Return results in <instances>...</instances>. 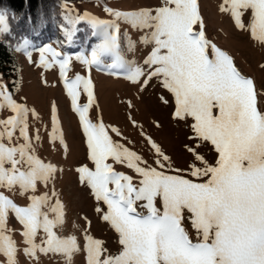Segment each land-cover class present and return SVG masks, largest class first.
<instances>
[{"label":"snow or ice","instance_id":"obj_1","mask_svg":"<svg viewBox=\"0 0 264 264\" xmlns=\"http://www.w3.org/2000/svg\"><path fill=\"white\" fill-rule=\"evenodd\" d=\"M248 10L251 37L264 43V0H223L221 5V11L230 12L238 28L245 27L242 17ZM111 14L130 20L134 26L151 29L141 39L142 43L154 45L143 61L150 69L144 83L152 77L162 78L163 86L175 97L174 118H191L195 138L210 142L218 159L215 166L208 165L193 148H188L195 161L201 162L199 167L195 163L189 166L190 175L208 177L204 183H195L183 178L181 170H174L169 157L149 140L158 157L155 163L159 170L148 165L136 152L114 142L103 123L88 119L93 101L91 80L80 76L65 79L67 94L86 138L88 158L95 165L94 170L87 166L78 168L80 180L97 202L107 206L106 212L100 208L97 211L103 212L102 219L118 234L121 245L118 254H109L102 241L85 236L87 264H264V113L257 110L253 80L241 75L225 52L209 45L197 0H164L155 15L149 11ZM198 23L200 31H195L194 25ZM97 25L105 29L103 41L94 46L90 58L76 59L99 65V57L107 56L112 62L106 67L126 69L118 52L115 24L94 21L93 26ZM45 53L59 64L63 77L70 57L44 48V63ZM145 75L141 67L126 70V78L133 83ZM81 87L89 99L83 106L77 103ZM5 107L12 115L0 119V188H19L20 195L33 194L28 196V205L21 207L0 193V255L6 257L7 264H16L15 242L10 234H5L10 231L6 221L12 213L23 227L25 255L35 258L37 252H53L71 259L78 251L76 238H61L54 231L63 224L62 204L58 199L50 203L46 193L34 194L37 183L47 184L56 169L35 155L32 140L39 137H29L30 110L18 104L0 85V109ZM32 115L35 117L34 112ZM17 131L23 143L13 144ZM111 131L120 135L116 128ZM49 138H55L53 133ZM59 139L62 144L63 138ZM109 158L138 174V184L133 183L132 177L115 171L107 163ZM166 169L175 174H167ZM55 195L53 192L52 196ZM157 198L162 202V210L154 203ZM141 201L146 202L140 205L147 210L146 215L136 211ZM185 210L191 214L197 242L182 227ZM50 213L54 218H50ZM40 231L45 235L37 245L35 238Z\"/></svg>","mask_w":264,"mask_h":264},{"label":"rangeland","instance_id":"obj_2","mask_svg":"<svg viewBox=\"0 0 264 264\" xmlns=\"http://www.w3.org/2000/svg\"><path fill=\"white\" fill-rule=\"evenodd\" d=\"M164 0H106L97 1H74L63 2L61 16L65 20L68 32H73L78 23H86L98 34L95 40L96 45L103 41L105 29L102 25L93 26L94 21H101L106 24H115V35L117 37L118 52L126 65V69L113 70L106 67L110 64L111 57H99V65H87L77 60V56L90 58L89 49H81L78 55L61 51L52 45L23 49L16 57V76L4 77L0 73V85L7 89V94L12 96L18 104L28 108V134L33 139L35 155L42 162L52 164L56 171L52 179L47 183H37L35 195L48 194L50 203L54 204L58 199L63 206V224L54 229L61 238L74 236L77 242L78 251L67 259L63 254L49 252L40 254L37 252L35 258L25 255L22 236L23 227L17 221L14 214L9 213L6 221L5 234H10L15 242L16 264H87V253L85 251V236H91L103 242L102 247L107 249L109 254H118L121 245L118 243L119 236L110 224L102 219L103 212L107 206L97 202L90 188L80 180L77 169L87 166L94 170L95 165L88 158L86 138L82 132L78 114L73 110L72 101L67 94L64 80H72L76 76L90 79L92 82L93 101L88 109L87 117L92 123H103L114 142L127 147L130 151L136 152L148 165L157 167L155 161L158 159L149 140L153 141L162 152L169 157L174 170H181L183 178L195 183H204L208 177H192L189 166L193 163L201 166L200 161H195L192 152L203 157L208 165L215 166L218 153L215 147L208 141L195 138L191 125L194 122L191 118L180 120L174 118L176 103L174 95L162 84V78L152 77L148 79L147 72L150 71L143 61L151 53L154 45L142 43L141 39L151 32V29L134 26L130 20L117 18L111 13H133L149 11L155 15V10L162 7ZM223 0H197L200 18L203 21V29L209 33L205 38L209 45H215L218 49L231 57L234 66L241 75L253 80L256 91L257 110L264 113V43H260L251 37L247 28L251 11L248 10L242 17L244 28H238L230 12L221 11ZM226 7V5H225ZM108 9L110 11H105ZM71 18L73 21H70ZM7 24L4 15L0 14V34L7 31ZM195 31H200V24L194 25ZM112 31V29H109ZM124 34L130 36V45L121 47L120 39L125 38ZM214 38V39H213ZM213 39V40H212ZM95 44H92L93 49ZM51 48L61 54V57H70L68 67L61 76V69L51 56L45 53L47 63L41 60V50ZM211 58V47L208 49ZM131 58L130 61L123 59ZM141 67L146 75L135 83L126 78V70ZM155 67V66H154ZM117 71L119 75L111 74ZM77 103L80 106L89 103L87 94L81 87ZM218 114L217 109H213ZM35 113L33 117L32 113ZM12 113L5 107L0 109V119H6ZM53 119L56 128L53 129ZM112 128L119 130L117 136L111 131ZM53 133L54 139L49 138ZM13 144L23 143L18 139L19 132L15 133ZM63 138V143L60 142ZM7 143V141H5ZM110 158L107 163L112 164L113 169L132 177L133 183L138 184V174L125 165L113 163ZM114 164V165H113ZM159 170V168H158ZM167 174L174 172L165 170ZM111 187V185H110ZM55 192V196L52 193ZM0 193L8 196L18 206H27L28 196L33 193L20 195L19 188L9 191L0 188ZM137 203L136 211L140 215H146L147 210ZM155 205L162 210V202L159 198ZM100 208L103 212H98ZM47 211V209H44ZM50 218L54 214L50 213ZM191 214L187 210L183 213L182 225L193 242L198 241L196 230L191 224ZM183 227V226H182ZM42 231L38 232L35 243L41 244L44 237ZM0 264H7L6 257L0 255Z\"/></svg>","mask_w":264,"mask_h":264},{"label":"trees","instance_id":"obj_3","mask_svg":"<svg viewBox=\"0 0 264 264\" xmlns=\"http://www.w3.org/2000/svg\"><path fill=\"white\" fill-rule=\"evenodd\" d=\"M74 1L106 2V0H0V14L4 15L8 28L0 34V73L4 77L15 78L16 57L29 46L37 48L52 45L69 54L75 53L74 55H78L81 49H89L92 52L91 46L96 45L98 40L95 39L98 34L83 22L78 23L73 32H68L66 22L61 16L63 2ZM204 33L205 37L209 35L206 30ZM124 36L125 38L119 42L121 47L130 45L132 41L129 35ZM101 58L108 62L105 57ZM123 59L130 61L131 58ZM182 226L185 228L184 224Z\"/></svg>","mask_w":264,"mask_h":264}]
</instances>
